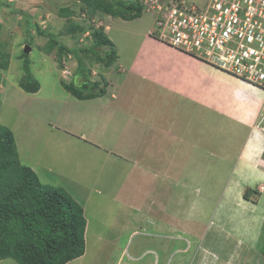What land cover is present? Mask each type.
<instances>
[{
    "label": "crops",
    "instance_id": "0c3cea01",
    "mask_svg": "<svg viewBox=\"0 0 264 264\" xmlns=\"http://www.w3.org/2000/svg\"><path fill=\"white\" fill-rule=\"evenodd\" d=\"M64 1L58 0L60 17L67 24L72 19L82 27L74 33L67 30L76 47L90 26L99 25L101 20L77 17L78 10L94 14L89 8H81L82 4L87 6L84 1L67 0L66 5ZM65 10L73 12L67 17ZM95 14L109 15L119 25L113 36L109 35L111 25L104 32L117 50L118 66L110 67L121 73L111 78L106 73L101 76L115 93L105 95V88L101 94L105 98L98 95L92 99L79 98L67 90L70 97L60 100L49 89L56 83L48 81L41 82L39 91L29 93L41 103L62 102L64 125L48 121L49 115L44 123L58 130L60 135L55 139H61L63 151L82 145L98 152L94 153L95 158L99 155L94 161L98 167L94 178L98 181L94 182L106 186L109 180L104 174L114 172L111 187L118 188L119 201H129L130 197L131 213L117 220L114 211H101L96 217L89 216L84 207L85 252L64 264H85L92 248L97 264H170L171 245L184 252L176 264H207L217 255L222 257L220 264H233L232 256L224 250L233 252L243 241L232 234L238 225L247 243L257 234L264 238V133L255 127L264 91L154 39L149 34L152 26L127 34L121 30L125 22H140V16L118 23L117 17L98 8ZM92 19L97 20L95 25H91ZM60 27L56 28L58 34ZM40 49L45 50L43 46ZM45 51L51 54L54 50ZM55 65L49 70L61 76L57 61ZM26 166L40 177L36 164L28 162ZM210 232L214 256L203 261L201 245ZM230 235V247L226 242L223 248L225 236ZM190 237L201 243L195 259L186 255L195 245ZM0 264L20 263L4 257Z\"/></svg>",
    "mask_w": 264,
    "mask_h": 264
},
{
    "label": "rangeland",
    "instance_id": "374dc122",
    "mask_svg": "<svg viewBox=\"0 0 264 264\" xmlns=\"http://www.w3.org/2000/svg\"><path fill=\"white\" fill-rule=\"evenodd\" d=\"M82 1H84L87 6L82 4V2L80 3V5L82 4V7H84L85 9L89 8L90 12H93V10H91V5L88 4L87 0ZM99 1L100 0H95V5L98 6ZM104 2L106 7H109V5L113 3L112 0H105ZM63 3L64 5H66L68 4V1L65 0L64 2H62V4ZM113 6H116V4H113ZM58 11V0H0V124L7 127L8 129H11L14 133L17 152H21V165H26L28 164V162L36 164L40 173V181L44 185H51L57 188H62L65 191L69 192L79 201L78 202L76 200L83 208L86 207L87 214L89 216L90 214H94V216L97 217V215L101 211H114L117 220H119L120 218L123 219L127 214L131 213L130 207L128 206V204L131 202V199L129 197V201H119L120 195L116 192L118 188L113 189V187H111V181L115 180L114 172L104 174L103 176H107V180L109 181L106 182H108V185L102 186L101 184L94 182L98 181L97 179H94L98 174V167H94V161L99 156L98 155L95 158L94 153H96L97 151L93 148H84L82 145L72 146L66 151H63V149L59 146L61 139L59 140V142H57L55 139L60 135L58 130L53 129L50 125H46L44 123V118L49 115L48 121L57 126L64 125V120L61 118L64 117L63 113L66 111L64 106L60 104L62 102L54 100L51 102L46 101L41 103L39 101L33 100L31 99V97L33 96H31L29 92L25 91L20 86V81L26 74V68H24L25 56L23 55V50L26 45H30L31 48L29 54L26 52L25 53L28 54V58L30 60V69L32 71V75H36L35 77L39 80L40 83L45 81H48L46 83H56L54 89H49L51 93L56 95V97H58L60 100H63L64 96H66L67 98L70 97L69 93L67 92L68 89L66 90L62 86V84H59L62 83L61 76L56 77L55 71L53 69L49 70L50 68L56 66V59H53L52 54H45V52L48 51L40 49L41 46L44 47L45 45H47L50 38L45 35H40L38 29L35 26L38 25L45 33L50 28L55 29V32H53V34L61 37L60 41L62 45L64 43L68 47H74V40L69 36V32H67V20L61 18V15H59ZM81 11L86 13V10ZM76 12L77 17L82 20L89 17L100 19L101 26L103 25L102 30H105L106 27L111 25L113 28L109 32L110 36H113L114 31L119 30V25L113 22L115 19L111 20L109 15H102L100 17L98 14H95V12H93L94 14H91V16H81V12H79V10ZM140 17V22H125L126 24L123 25L121 30H123L125 34L130 33L132 29L147 31L150 26H152L154 17L147 12L142 13ZM116 21L118 23H123L122 21H124V19L117 17ZM94 23L96 22H91V25ZM139 24H142L141 28L136 27ZM59 27L61 29H58L57 32L60 31V34L56 33V28ZM90 28V34L87 32V35L90 36H88L86 43H76L75 45H78L76 46V48L92 45L94 41L92 34L97 28L96 26H90ZM49 32H52V30H49ZM119 35L121 34H118V36ZM95 51H97L96 48ZM98 51H100L99 53L101 54V56H104L105 53L108 52V47H99ZM45 55L49 59H47ZM81 56V63L83 64L84 62L86 68L88 69V72H86V76L91 81H99L100 83L99 88L95 89L94 91H98L101 87H105L107 89V92L106 94H103L108 95L112 92L115 93V88H112L110 85H108V80L106 78L102 79L101 76L102 73L108 74L109 76L107 77L109 78H111L115 74L120 75L121 72L119 69L117 70L110 67L111 65L118 66V57L111 65L107 66L103 62L96 59V57H94L93 55H91L92 58H90L86 57L84 53H81ZM77 62H80L78 58H75V60L73 58L71 60L66 59V63L68 66H75ZM93 71H96V74H94ZM82 77L83 76L79 74L70 79L79 84L80 80L78 78ZM67 82L69 83L68 79ZM74 89L82 92L81 89L83 88L77 85L74 87ZM85 91L86 93L89 92V90ZM100 96L102 95L100 94ZM50 105L56 106L51 108ZM40 112L43 113L40 114ZM40 117L41 120H39ZM94 124L95 123L91 122V126L94 127ZM217 129H219V126H217ZM49 137H51L53 142L47 143ZM2 155H4V153H1L0 151V159ZM101 155H104V153ZM5 164V166H8L9 163ZM87 164L89 165V168ZM12 166L17 170L15 172V175L23 171V168H21L18 163H12ZM0 168L2 170V167ZM4 170L5 169H3V171L1 172L4 173ZM7 177L8 176L6 174L5 178L7 179ZM18 183L20 182H0V200L3 201L4 198H6V195H8L9 192L13 191ZM92 187L93 190L90 191ZM115 196H118V198H116ZM142 200L143 199H141L140 202H142ZM16 203L13 204L17 205ZM172 207L174 209H178V205L176 203H172ZM172 210L173 209L171 208L170 211L173 212ZM261 213L263 214V212ZM261 218H264V216ZM13 221V224H10V229L12 227L15 228L18 232H20V234L18 233L16 235H19V238L24 239V237H22L24 234L22 233L21 227L17 228L15 226L19 225L18 220ZM198 222H200L199 218ZM38 227L40 230H43L41 224L39 223ZM240 229H242V227L238 225V228L234 229L232 233L236 235L237 238H241V240H243L241 243L239 242L240 246L235 245L233 248V252L230 248H227L226 250H224V252L230 253V255L232 256L231 261L234 260L233 264H264L263 234L260 233V236L257 234V236H255L256 238H250L251 243H247V239L244 237V235L240 234L242 233V231L240 232ZM263 230L264 227L262 228V233ZM212 232L205 234L206 240L204 241L203 245H201L199 239L190 237L189 240L195 245L190 250H188L186 255L194 257L195 259V257L197 256L198 246L200 244L203 248L201 254L204 253V256H202L203 261H205V257H208L209 255L214 256V250H212V248L215 246H213L214 240H212ZM21 234L23 235L21 236ZM228 238L232 241L233 236H225V242H222L223 248L226 247L224 246L226 242H229L227 246L230 247L231 241H228ZM89 240L90 242L88 245H90V247L92 248V238H90ZM16 241L20 240H14V242ZM172 242L174 241L172 240ZM244 243L246 244L244 245ZM249 245H251L250 248ZM91 250L92 252L90 256H88L86 260H84L85 264H97L96 262H94V255L96 250L94 248H92ZM183 253V251L181 252L177 250L175 246L171 245V248L169 250V263L171 262L170 264H176L179 258H183ZM217 254H219V252ZM213 258L214 257L209 258L210 262L207 264L222 263V257L219 258L217 255L215 256L214 260Z\"/></svg>",
    "mask_w": 264,
    "mask_h": 264
},
{
    "label": "trees",
    "instance_id": "16d2710c",
    "mask_svg": "<svg viewBox=\"0 0 264 264\" xmlns=\"http://www.w3.org/2000/svg\"><path fill=\"white\" fill-rule=\"evenodd\" d=\"M104 1L100 0L97 6L95 0H87L93 12H95V8H98L126 20L141 16V6L132 2L112 0L113 3L106 7ZM71 12L73 11L65 10L64 14L69 17ZM35 26L39 34L50 38L47 45L44 46L45 50L57 48L59 60L69 52L80 60L76 72L84 78V83L81 85L82 92L74 89L77 86L75 81L70 84L62 82L66 89L79 98H93L105 92V87L94 91L99 88V82H90L85 77L84 62L81 63V53L90 58L93 55L107 66L117 58L115 44L108 38L104 30L96 29L94 31L92 45L76 48L68 47L64 43L62 45L61 37L49 30L45 33L38 25ZM70 29L74 33L77 29L81 30L82 27L69 19L67 30ZM104 46L108 47V52L101 56L98 48ZM23 55L25 56L26 74L21 79L20 86L28 92H36L40 89V82L32 75L28 54L23 52ZM85 90H89V92L86 93ZM14 137L11 129L0 124V151L4 153L0 159V167H2L0 172L5 169L4 173L0 174V182H20L13 191L6 195L3 201L0 200V258L12 257L20 264H64L82 256L86 247V218L83 207L67 191L51 185H44L31 167L21 165ZM5 163H9L8 166H5ZM12 163H18L23 171L15 175L17 170L13 168ZM6 174L9 177L7 179L5 178ZM13 220H18L19 225L15 226L21 227L24 234L21 236L23 235L24 239L16 235L20 232L15 228L10 229ZM38 223L41 224L43 230L39 229ZM14 240L20 241L14 242Z\"/></svg>",
    "mask_w": 264,
    "mask_h": 264
},
{
    "label": "built area",
    "instance_id": "2783aa9c",
    "mask_svg": "<svg viewBox=\"0 0 264 264\" xmlns=\"http://www.w3.org/2000/svg\"><path fill=\"white\" fill-rule=\"evenodd\" d=\"M133 1L153 15L156 39L264 91V0Z\"/></svg>",
    "mask_w": 264,
    "mask_h": 264
},
{
    "label": "clouds",
    "instance_id": "9594fccd",
    "mask_svg": "<svg viewBox=\"0 0 264 264\" xmlns=\"http://www.w3.org/2000/svg\"><path fill=\"white\" fill-rule=\"evenodd\" d=\"M126 1H129V2H132L133 4H135V5H138V6H141V5H139L138 3H136V2H134L133 0H126ZM141 9H142V13H144V12H146V11H144L143 10V7L141 6ZM141 13V14H142ZM148 13V12H147ZM84 16L85 15V13H81V16ZM111 15V14H110ZM113 16V15H112ZM119 18H122V17H119ZM124 19V18H123ZM93 21L94 22H96L97 20H95V19H93ZM153 23H154V21H153ZM93 25H95V23L93 24ZM153 25L154 24H152V28H153ZM96 26V28H97V30H101L100 29V26H101V23L99 24V25H95ZM103 26V25H102ZM101 26V27H102ZM152 28H151V30H152ZM104 30V29H103ZM151 30L149 31V34H150V36H152L154 39H156L152 34H151ZM90 31L91 30H88L87 32L90 34ZM39 32V31H38ZM87 32L85 33V35H84V37L81 39V41L82 42H85L86 43V38H88V36H90V35H87ZM41 35V34H40ZM43 36V35H42ZM156 40H158V39H156ZM159 41V40H158ZM161 42V41H160ZM81 42H79L78 41V44H80ZM163 43V42H162ZM165 44V43H164ZM167 45V44H166ZM30 46V45H29ZM26 47V46H25ZM171 47V46H170ZM173 48V47H172ZM176 49V48H175ZM24 50H25V48H24ZM23 50V52H25ZM54 51L53 52H51V54H52V56L54 57V59H56V61L58 62V64L60 65V67H61V70H62V75H61V79H62V82H64V83H68L67 82V79L69 80V83L68 84H70V83H72L74 80H72V79H70V78H72V77H74V76H77V75H79L77 72H76V69L78 68V62L76 63V65L73 67V65L72 66H68L67 65V63H66V59H69V60H71L72 58L75 60V56H74V54H72L71 52H69V53H66V55H64V56H62L61 57V60H59L58 58H57V48H54L53 49ZM56 50V51H55ZM29 54V53H28ZM84 69H85V77L90 81V82H99V81H91L87 76H86V72H88V69L86 68V66H85V63H84ZM73 70V71H72ZM221 70V69H220ZM72 71V72H71ZM32 72V71H31ZM94 72V74H96V71H93ZM88 75V74H87ZM231 75V74H230ZM235 77V76H234ZM237 78V77H236ZM80 81H79V84L77 83V85L78 86H80L81 87V85H83V81H84V78L82 77V78H78ZM239 79V78H238ZM38 80V79H37ZM242 80V79H241ZM39 81V80H38ZM242 81H244V80H242ZM244 82H246V81H244ZM246 83H248V82H246ZM100 84V83H99ZM248 84H250V83H248ZM40 85H41V83H40ZM251 85V84H250ZM254 86V85H253ZM256 87V86H255ZM65 88V87H64ZM258 88V87H257ZM66 89V88H65ZM260 89V88H259ZM67 90V89H66ZM262 90V89H261ZM26 91V90H25ZM39 91V90H38ZM28 92V91H27ZM37 92V91H36ZM32 93H34V92H32ZM264 100V99H263ZM262 105V104H261ZM261 108V107H260ZM259 112H260V110H259ZM258 117H259V114H258ZM257 121H258V119H257ZM255 127H256V124H255ZM257 129V128H256ZM68 193V192H67ZM69 194V193H68ZM84 209V208H83Z\"/></svg>",
    "mask_w": 264,
    "mask_h": 264
},
{
    "label": "water",
    "instance_id": "95a60500",
    "mask_svg": "<svg viewBox=\"0 0 264 264\" xmlns=\"http://www.w3.org/2000/svg\"><path fill=\"white\" fill-rule=\"evenodd\" d=\"M30 48H31V47H30L29 45H26V47H25V50H24V51H25L26 53H29V51H30Z\"/></svg>",
    "mask_w": 264,
    "mask_h": 264
}]
</instances>
